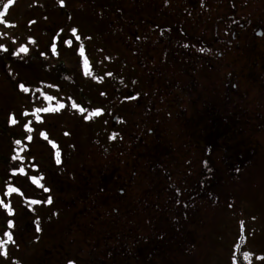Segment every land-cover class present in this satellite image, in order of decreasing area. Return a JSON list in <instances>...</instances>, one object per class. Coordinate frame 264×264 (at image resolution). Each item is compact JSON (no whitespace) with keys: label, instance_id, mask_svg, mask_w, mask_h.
Here are the masks:
<instances>
[{"label":"rangeland","instance_id":"rangeland-1","mask_svg":"<svg viewBox=\"0 0 264 264\" xmlns=\"http://www.w3.org/2000/svg\"><path fill=\"white\" fill-rule=\"evenodd\" d=\"M141 1L149 8L134 17L162 31L150 37L172 39L169 49L144 45L146 78L138 62L135 78L116 57L106 62L104 43L81 54L72 35L87 41L95 18L138 0H12L2 17L0 199L14 214L0 207V239L11 232L14 243L0 264H264V0H192L179 11L175 0ZM158 4L175 7L167 20ZM57 18L73 42L62 51L67 73L37 83L47 65L16 55L13 37L26 27L29 39L36 19L39 34L51 33ZM176 27L193 30L192 47ZM35 31L32 54L50 42Z\"/></svg>","mask_w":264,"mask_h":264},{"label":"flooded vegetation","instance_id":"flooded-vegetation-1","mask_svg":"<svg viewBox=\"0 0 264 264\" xmlns=\"http://www.w3.org/2000/svg\"><path fill=\"white\" fill-rule=\"evenodd\" d=\"M192 2H193L192 0H175V3H176L175 7L178 8L177 11L180 10L179 8L181 6H179V5H183L184 6L183 9H187V8H189L190 3H192ZM145 3H146V5L141 0H138V2L134 6L135 10L129 9V11H127V12L123 11L124 8H119V10H117V11L120 12L119 14H121V12H122V15H118L117 14L118 12H117L116 15L113 17V19H111L110 17H107L105 19H103L102 17H98L99 19L97 20L94 17L95 19L93 20L92 23L96 24V22H97V24L99 25V29L94 30L93 36L90 35L88 37L89 39L87 41H85L86 40V36H84V35L80 38V40H77V43L75 45L77 46V48L79 46L78 50L80 51L81 47L83 49H88L87 44H88V41H89V42L93 43L96 46V47H94L93 52H97L98 53L100 51L102 43H104V46H105L106 50L104 51L103 55H106L104 57V59H106V62H112L113 58L116 57L118 64L120 62H122V64L124 65V67L126 69L132 68V70L135 71V73H133L134 75H132V78H135V74L139 75L137 73V71H139V70L136 68L137 67L136 64L138 62L139 64H141L139 66L141 68V72H140L141 76L144 77V78L149 77V74H150L151 70L150 69H146L144 64L147 63L148 67H151V63H150L151 60L150 59H152V57L149 55L150 48L149 49H145L144 45H146L148 47H150L151 44L153 45L156 40H155L154 37H150V35H154L155 32H157V34H160L162 31H159L160 30V25L151 22L150 19L147 21V20H143L142 17L141 18L139 17V19L137 20L134 17V15L137 16L136 13L142 14V12H141L142 10L149 8V3L148 2H145ZM151 3H154V0H152ZM155 7H157V9L162 13V16H161L162 20H164V19L167 20V17L169 18V16L175 10V7H172V5L168 6L167 8H165L166 7L165 4H158V6H155ZM155 7H153V8H155ZM181 12H184V10H182ZM60 13L64 14L63 11L60 12ZM177 14H180V13L177 12ZM119 16H121V18ZM137 18H138V16H137ZM33 21L31 20L29 22V24H27V26H29V29L31 31V32H29V34H30L29 39H27L26 38L27 35H25L28 32V31H25L27 29L26 27H25V29L23 28L22 32L16 33V35L14 37L15 40L18 42V44H20V46H22V47L29 48L30 47L29 45L32 43V40L37 39L36 37H34L35 35L31 34V33L34 31V28H36L35 33L37 35L39 34L37 32V28H39V27H34V25H36L39 22H38L37 19L35 20L34 23H33ZM73 22H76V21H73ZM92 23H90V24H92ZM139 24H140V26H138ZM148 24H150V25L148 26ZM32 25H33L34 28L30 27ZM151 25H154V26L151 27ZM50 26H52V27L56 26L55 30L52 31L51 33L50 32L47 33L45 29H42L40 27V29H39L40 34L38 35V36L42 35L44 37H49L50 38V42L46 46L47 48L43 49L40 53L39 52H34L32 54L30 51L27 52L28 54H30L32 56V61L30 60L32 65L33 64L36 65V63H38V65L40 64L39 65L40 68H42L43 65H45V64L47 65L46 68H42L41 69V70H44L43 76H46V77H44L42 79V77L39 76V78H37L38 79L37 83H43L42 80L45 83H48V78L47 77L48 76L51 77V74L52 73H56V71H57V74H55L54 77H56V78L57 77H65L66 76L65 73H67V72L64 69L65 67H63L65 65V61H64V59L62 57L63 56V52L62 51L63 50L69 51V50L73 49V46H71V44L73 42L71 44L66 43V41H69V40L72 41L71 37L65 35L64 33H60L59 34V32L61 30H65L64 28H62L63 27L62 20L60 18L54 19ZM77 28L79 29L78 25H77ZM176 28L177 29L174 30L176 35H178L180 37V39L187 40L189 46L192 47L194 43L191 42V40H190L191 39V34L190 33L193 30H191V29L189 30V28H183V27H176ZM105 30L106 31L108 30L107 33L109 34V38L108 39H109L110 42L107 41V38H105L103 36V34H102ZM187 37H189V39H187ZM180 39H178V40H180ZM171 40L172 39L165 40L164 37L163 38L158 37V41H156V42H158V43H160V42L162 43L163 42V44L167 47V49H169L170 48V44H171ZM182 42L183 41L181 40V44H182ZM18 44H16V46H18ZM54 44H55V47H56V52L55 53H53L52 50H51L52 46ZM119 44H121L123 46H126V48H128V50L131 51L130 53L132 54L133 59H135V63H132L128 59L127 53H125V51H123L119 47V46H121ZM179 50L181 52H183L180 47H179ZM176 51H178V50H176ZM141 52L143 53V55H142ZM123 54H125V56H123ZM53 55H55V56H53ZM141 56L144 57V58L140 59ZM28 57L26 58L27 61L29 59ZM37 58L40 59L39 60L40 62H38L36 60ZM52 60H56L55 62L57 64V67L52 62ZM154 60L157 62V57L156 56H155ZM246 61H247V58H245L244 63ZM254 64L255 63L252 62L249 67H253ZM53 67H56L58 70H55ZM253 69L254 68L249 69V71H248L249 74H252V75L255 74ZM150 79H153V77H151ZM78 99H79L78 102L80 103L83 98L79 96ZM117 116H116V118L114 117V119H113L114 121H118ZM259 120L260 121L261 120L264 121V117H261ZM48 135H49V133H47V136ZM250 140H251V138H250ZM248 143H249V146H250V142L249 141H248ZM255 145H256V147L254 148V147L251 146V149L254 148V150H255L258 147L256 141H255ZM108 194L112 195L111 192H108ZM106 197H107V199L109 198L110 201L115 200V197L113 195H112L113 200H111L110 196H106ZM103 201L105 202L106 200L103 199ZM127 206H129L128 203H127ZM103 228L104 229H103L102 232L105 233L106 232L105 231V227L103 226ZM101 234H103V233H101ZM107 264H115V263L114 262H109Z\"/></svg>","mask_w":264,"mask_h":264},{"label":"snow or ice","instance_id":"snow-or-ice-1","mask_svg":"<svg viewBox=\"0 0 264 264\" xmlns=\"http://www.w3.org/2000/svg\"><path fill=\"white\" fill-rule=\"evenodd\" d=\"M59 2H60V4H61V6H63V0H59ZM11 3H12V0H8L7 3L2 4V8H3V10L0 11V22H2V17H3L4 14L8 11V7H9V5H10ZM72 35L75 36L76 40H80V36H78V35L76 34V30H72ZM66 43L71 44L72 41L69 40V41H66ZM51 50H52L53 53L56 52L55 44L52 46V49H51ZM27 52H28V48H27V47H21V48L19 49V51L16 53V55H19L20 53H27ZM80 52H81V54H83V48H82V47L80 48ZM84 64H85V66L87 67L88 61L85 60V61H84ZM86 74H90V73H87V72H86ZM20 87H21L24 91H28V89H27V88H24L23 85H21ZM59 107L62 108V107H64V105H60ZM72 107L75 108V107H77V105H76L75 103H73V104H72ZM53 110L58 111L59 108H57V109H51V108H45V109H43V111H53ZM39 111H41V109H37V112H39ZM81 111H83V109H81ZM100 114H101V112H100L99 110H97V111H95V112H92L88 118L90 119L91 117H93V116H98V115H100ZM37 119L39 120V117H38V116H37ZM11 123L14 125V124L17 123V120H16L15 118H13V119L11 120ZM27 131H28L29 133H31L33 130L29 127V128H27ZM112 138L115 139V136H113ZM27 139H28V140H31V139H32L31 135H29V136L27 137ZM45 139H47L46 135H45ZM16 143L19 144L20 142L17 141ZM18 158H19L18 155H17V156H14V157H13V160H16V159H18ZM56 163H57V164L61 163V158H60V152H59V151L56 152ZM23 171H24V169L21 168V169H20V172H23ZM41 179H42V178H41ZM34 182H37V183H38V181H34ZM41 187H43V185H41ZM18 191H19V190H18L17 188H15V187H9V188L7 189V193H15V192H18ZM44 191H50V190L47 189V188H44ZM30 203H31V204H39V203H41V202H40V201H36V200H32V201H30ZM46 203L49 204V205L52 204V199H51V197H49V198L47 199ZM0 207H3L4 209H6V211H7V213H8L9 215H13V214H14L13 209L11 208L10 204H6V203L4 202L3 199H0ZM36 223H37V230L39 231V226H38L39 222L37 221ZM8 227H9L10 229L13 228V227H14V222L9 221V222H8ZM9 243H14V238H13V235L11 234V232H9V233L6 234V240H5V239H0V252H2L4 255H7V252H6V246H7V244H9Z\"/></svg>","mask_w":264,"mask_h":264},{"label":"bare ground","instance_id":"bare-ground-1","mask_svg":"<svg viewBox=\"0 0 264 264\" xmlns=\"http://www.w3.org/2000/svg\"><path fill=\"white\" fill-rule=\"evenodd\" d=\"M121 49L127 53L128 59H129L132 63H135V59H133L132 54L130 53L131 51L128 50V48H126V46H123V45H121ZM129 53H130V54H129ZM140 59H141V58H140ZM144 65H145V68H146V69H150V68L148 67V64H147V63H145ZM239 82H240L241 84L244 82V76L241 77V79H240ZM115 118H116V116H115ZM114 122H116V121H114ZM107 196H110V195L108 194ZM110 198H111V196H110ZM111 200H112V198H111ZM51 207H52V206H51ZM49 208H50V207H49Z\"/></svg>","mask_w":264,"mask_h":264},{"label":"trees","instance_id":"trees-1","mask_svg":"<svg viewBox=\"0 0 264 264\" xmlns=\"http://www.w3.org/2000/svg\"><path fill=\"white\" fill-rule=\"evenodd\" d=\"M14 40H15V39L13 38V42H12L13 45H14V42H15ZM96 121L99 122V120H96ZM107 134L109 135V132H108ZM23 166L25 167V166H27V165L24 164Z\"/></svg>","mask_w":264,"mask_h":264}]
</instances>
